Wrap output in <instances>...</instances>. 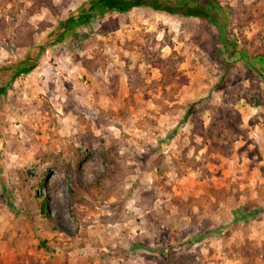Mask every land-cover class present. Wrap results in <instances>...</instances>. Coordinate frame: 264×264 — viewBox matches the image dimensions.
<instances>
[{
	"label": "rangeland",
	"instance_id": "rangeland-1",
	"mask_svg": "<svg viewBox=\"0 0 264 264\" xmlns=\"http://www.w3.org/2000/svg\"><path fill=\"white\" fill-rule=\"evenodd\" d=\"M216 1L0 0V264H264V0Z\"/></svg>",
	"mask_w": 264,
	"mask_h": 264
},
{
	"label": "trees",
	"instance_id": "trees-1",
	"mask_svg": "<svg viewBox=\"0 0 264 264\" xmlns=\"http://www.w3.org/2000/svg\"><path fill=\"white\" fill-rule=\"evenodd\" d=\"M96 6L105 12L116 11L119 13L129 12L135 7H151L154 10L164 11L172 15L178 14L183 17L205 18L214 23L219 22L220 13L219 3L216 0H176L175 2L173 0H94L91 8L93 9ZM72 21L73 19L69 18L63 22V26L67 27ZM243 53L245 54V52ZM32 69L31 67L21 68L17 71V74L29 72ZM105 159L107 160L106 155ZM42 202L44 203V201ZM44 208L43 204L42 209ZM45 214H47L46 211ZM46 216L50 217L48 214Z\"/></svg>",
	"mask_w": 264,
	"mask_h": 264
}]
</instances>
